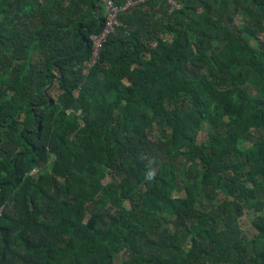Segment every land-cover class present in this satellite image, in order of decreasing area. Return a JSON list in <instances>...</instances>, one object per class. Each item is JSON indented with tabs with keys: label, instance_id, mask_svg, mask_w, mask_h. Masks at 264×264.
<instances>
[{
	"label": "trees",
	"instance_id": "1",
	"mask_svg": "<svg viewBox=\"0 0 264 264\" xmlns=\"http://www.w3.org/2000/svg\"><path fill=\"white\" fill-rule=\"evenodd\" d=\"M174 1L0 0V264H264V0Z\"/></svg>",
	"mask_w": 264,
	"mask_h": 264
},
{
	"label": "built area",
	"instance_id": "2",
	"mask_svg": "<svg viewBox=\"0 0 264 264\" xmlns=\"http://www.w3.org/2000/svg\"><path fill=\"white\" fill-rule=\"evenodd\" d=\"M151 1L153 0H105V21L101 31L91 36V57L83 64V73L85 75H88L99 61L101 51L111 35L123 27L121 15L129 13L133 9ZM168 2L171 12L181 8L174 0H168Z\"/></svg>",
	"mask_w": 264,
	"mask_h": 264
},
{
	"label": "rangeland",
	"instance_id": "3",
	"mask_svg": "<svg viewBox=\"0 0 264 264\" xmlns=\"http://www.w3.org/2000/svg\"><path fill=\"white\" fill-rule=\"evenodd\" d=\"M252 43L255 46L257 45L254 41ZM55 93H56L55 91L52 92L53 95H55ZM205 136L206 134L201 132L199 134V141L203 140ZM254 217H255V214L252 211H247V212H244V214L238 219L240 228L243 230L244 234L249 238H252L255 234V231L252 227V221Z\"/></svg>",
	"mask_w": 264,
	"mask_h": 264
},
{
	"label": "clouds",
	"instance_id": "4",
	"mask_svg": "<svg viewBox=\"0 0 264 264\" xmlns=\"http://www.w3.org/2000/svg\"><path fill=\"white\" fill-rule=\"evenodd\" d=\"M154 176H155V172H154V171L149 172V173L147 174V176H146V179H148V180H152V179L154 178Z\"/></svg>",
	"mask_w": 264,
	"mask_h": 264
}]
</instances>
